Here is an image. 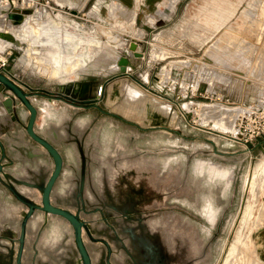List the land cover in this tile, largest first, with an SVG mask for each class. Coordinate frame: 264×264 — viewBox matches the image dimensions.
Masks as SVG:
<instances>
[{"label": "flooded vegetation", "instance_id": "af4514ba", "mask_svg": "<svg viewBox=\"0 0 264 264\" xmlns=\"http://www.w3.org/2000/svg\"><path fill=\"white\" fill-rule=\"evenodd\" d=\"M94 77L95 74L90 75L91 80ZM91 86L90 83L88 89L78 90L79 95L92 94ZM29 101L33 105L31 99ZM20 110L27 124L31 113L23 106ZM104 116L95 114L92 108L79 109L74 117L73 132L67 130L65 117L55 127L45 130L66 141L63 153L55 149L63 164L65 156L66 167L73 171L65 193L58 195L57 200L49 194V205L81 224L80 240L90 264H215V244L237 202L235 176L243 166L241 158L235 160L204 148H148L147 141L155 136L154 133L137 129L115 116ZM102 119H105L104 124L112 122L119 129L105 137L100 125ZM41 126L39 115L35 114L33 130L46 140L40 134ZM170 135L175 136V132ZM109 140L113 144L111 152L108 151L101 166L98 160L105 141ZM170 141L174 143L177 139ZM117 143L118 151L114 148ZM82 156L86 158L84 166ZM111 157L118 158L122 164L109 163ZM216 163L234 165L231 181L210 171L209 165ZM15 165L7 160L1 168L14 172ZM80 183L81 195L78 192ZM16 188L18 194H13L0 183V264H14L13 247L20 239H13L8 230L6 212L12 206L23 207V213L33 207L30 219H40L37 239L23 242L24 247L31 244L33 250L37 247L36 257L40 264H82L72 224L61 216L41 213L35 202L21 197L24 193L38 196L31 180ZM25 249L20 259L32 261L30 257L34 252L26 254ZM108 251L111 252L109 258Z\"/></svg>", "mask_w": 264, "mask_h": 264}, {"label": "rangeland", "instance_id": "374dc122", "mask_svg": "<svg viewBox=\"0 0 264 264\" xmlns=\"http://www.w3.org/2000/svg\"><path fill=\"white\" fill-rule=\"evenodd\" d=\"M45 1H49L53 8L47 21L33 20L39 18V10L33 9L36 10L33 17L15 14L14 24H8L7 33L24 42L16 47L1 43L12 48L7 72H11L15 79L31 87L54 89L77 81L84 75L99 71L108 74L106 68L113 59L111 56H114L111 46L116 45L101 35L98 28L104 27L118 37L117 41L123 43L121 46L125 45V38L128 41H141L142 45L137 51L143 55V69L147 71V77L155 76L160 81L162 76H167V84L159 82L163 91L170 90L173 95L186 92L181 100V109L186 111L187 119L197 122L201 129H211L234 138L239 135L236 133L238 125L242 129L250 125V122L239 121V116L264 112V19L255 20L257 23L249 21L245 24L246 28L237 31L235 35H224L228 25L238 22L241 6L235 11L231 8L227 20L208 28L198 24V18L192 19L187 25L182 24L187 6L194 1L200 5L203 0H154L151 3L148 0ZM19 15L21 20H17ZM47 24L50 25L45 27ZM45 28L54 29V32L45 33ZM0 29L4 28L0 26ZM72 33L83 40L72 47L75 56H81L86 61V66L80 69L67 66L66 74L59 72V77H53L54 68L49 53L55 49L50 44H58L63 40L69 47L67 40L76 39L71 36ZM75 56L74 60L78 61ZM188 72L189 81H185L182 74L184 76ZM187 84H193V89ZM204 105H210L211 112L215 108L216 117L212 119L209 116L210 119H205L207 123L199 121V111ZM226 109L232 113H227ZM215 118L222 120L233 131L225 132L220 125L218 127ZM246 146L251 152L235 176L237 202L215 244V264H231V259L264 264V175H261L260 170V164L264 163V135L253 138ZM215 166L210 164L213 174L227 177V181H231L234 165L216 163ZM250 197L255 203V209L248 222L241 226ZM240 235L242 239L235 242ZM234 244L237 251L232 258L231 248Z\"/></svg>", "mask_w": 264, "mask_h": 264}, {"label": "water", "instance_id": "95a60500", "mask_svg": "<svg viewBox=\"0 0 264 264\" xmlns=\"http://www.w3.org/2000/svg\"><path fill=\"white\" fill-rule=\"evenodd\" d=\"M13 14L18 13H8L7 18L11 20ZM21 14L25 15L27 12ZM0 38L14 41L13 35L9 33H0ZM125 40L128 41L126 38ZM139 45L140 42L135 39H131L123 46L112 45L111 52L114 56H111L113 59L106 68L109 75L99 71L95 73L92 80L90 75H84L83 78L75 82L57 86L55 93L44 88L31 87L17 81L8 72H0V183L6 185L11 193L18 194L16 186L31 180L36 187L38 196L33 197L31 194L23 192L24 195L21 197L35 202L37 204L36 209L41 213L61 216L72 224L82 264H90L91 261L80 240L79 227L81 224L66 212L51 207L48 202L49 194L57 200L58 195L61 196L65 193L68 189L67 180L73 175V171L68 166L66 167L67 159L65 156L63 157L65 163L63 164L62 157L55 149V147L59 148L63 153L66 141L54 136L51 131H48L50 135L45 131L48 130L49 126L58 125L62 117L66 118L67 130L73 132L74 117L79 109L88 110L92 108L95 114H102L103 118H105L104 115L115 116L137 129L149 130L154 133L155 136L147 141L148 148L179 146L182 148L211 149L228 158H241L242 163H246L251 152L248 146L235 141L232 137L211 129L206 131L191 124L187 117L182 114L180 95L174 97L172 93L163 91L156 82H154V86L161 94H153L145 84L146 76L137 79L130 75L128 73V69L131 68L130 59L143 57L137 51ZM100 80L103 81L104 96L95 99V91ZM90 83L92 84L90 87L92 94L88 96L79 95L78 92L88 89ZM20 87L26 91L21 90ZM29 99L33 105L30 104ZM50 102L60 104V109H53L49 105ZM22 106L31 113V119L27 124L24 113L20 110ZM35 114L39 115V121L42 125L39 129L40 134L44 135L47 141L36 135L33 130ZM104 120L102 119L100 122L104 124ZM21 128L23 131L20 130ZM117 129H119L118 126L113 127L112 122H107L101 130L107 132L105 133L106 137ZM172 131L175 132V136L170 135ZM172 138L177 139V142H171L170 139ZM192 139L196 141L194 142ZM112 145V141H105L101 158L98 160L101 166H103L108 151L111 152ZM114 148L119 150L118 143ZM114 155L116 156L117 153ZM84 159L86 158L83 157L81 161L82 166L85 165ZM7 160L9 164L13 162L16 164L14 172L11 170L6 172L1 168L2 163ZM109 161H112L109 162L112 164H122L121 160L116 157H111ZM43 184H45L44 189ZM78 186V192L81 195V183ZM40 190H42V201L39 197ZM32 211L33 207L23 213V207L12 206L6 212L9 219L8 230L12 233V238H20L17 239L18 243L14 244L13 247L15 252L14 264H40L36 257L37 251L35 249L37 247L33 250V244L28 247L27 245L26 247L23 246L24 240L34 242L40 230V219L36 217L30 219ZM52 228L54 229L53 226ZM54 231L51 232L54 234ZM23 249L26 250V254L31 253V251L34 252V255L30 257L32 261L20 259ZM110 253L108 251V258Z\"/></svg>", "mask_w": 264, "mask_h": 264}, {"label": "bare ground", "instance_id": "6f19581e", "mask_svg": "<svg viewBox=\"0 0 264 264\" xmlns=\"http://www.w3.org/2000/svg\"><path fill=\"white\" fill-rule=\"evenodd\" d=\"M123 1L124 2H130L131 0H123ZM153 1L154 0H148V2H150V3ZM240 6L242 7V11L240 12L238 22L235 21V22H233V24L228 25V27H226V31H225L224 35H230V36L235 35V34H237V31L240 32L243 30V28H246L245 24H247L249 21L253 22L255 20H263L264 19V0H203V1H200V5L199 4L197 5V3L195 4V1H194V3H191L187 6L186 12L184 14V18L182 19V24H186V23L189 24V23H191L192 19L198 18L197 19L198 24L204 25L205 27L209 28L211 26L218 25L219 23L223 22L224 19L227 20L228 17L231 15V8H234V11H235ZM14 16H15V14H13V17ZM145 17H147V15H145ZM19 18H20V15H19L17 20H21ZM26 18H24V19H26ZM18 22L19 21H17V23H16L17 25H18ZM9 23L14 24V19L12 18ZM255 23H257V21H255ZM49 25L50 24H47L45 27H47ZM98 29H99V32L101 33V35L107 37L109 39V41L114 42L112 44H115L116 46L123 44V43H119L117 41L118 37L115 36L112 31L107 30L104 27H99ZM19 30H21V29H19ZM44 31H45V33H49V32L53 33L54 29L48 30L47 28H45ZM71 36L75 37L76 39L74 41L72 39L67 40V42L70 44L69 47H67L64 44L63 40L60 41V43H58V44H55V43L50 44V45H53V48L55 49L54 52L49 53V56H50L51 61H52L51 64H52V67L54 68V72H53L54 76L52 75L53 77H59V75H58L59 72H61L62 74H66L65 69L67 68V66H71L72 69H80L81 67L86 66V61L81 56L80 57L78 55L75 56V54L73 53L74 47H72V45L75 44L76 42L83 41V40H82V38H79L78 35H76L75 33H72ZM0 43H5V44H8L9 46L16 47L17 45L21 46V44H23L24 42H23V39L18 40L17 37H14V41H7V40H3V39L1 40L0 39ZM74 56H75V59H78V61L74 60ZM87 57H88V60L91 61V57L88 56V54H87ZM76 75H78V74H76ZM160 81L159 82L162 85H165L168 83L169 79H167V76L166 77L162 76L160 78ZM201 107L202 108H200V111H199V116H200L199 121L200 122L204 123V121H205V123H207V121L205 119H207V120L210 119V118H208L209 116H212L211 117L212 119H214L213 116L216 117L215 113H214L215 108H212L213 110L211 112V109L209 110V108H211L210 105H207V106L204 105ZM226 111H227V113H232V111H230L229 109H226ZM218 112H219V109L217 110V113ZM227 118H229V116H227ZM216 121H217L216 125L217 126L220 125L221 128H224L225 132L226 131H233V129L227 127L228 125L226 126V124L224 122H221L222 120H219V118H217ZM214 124H215V122H214ZM220 126H218V127H220ZM236 133L239 134L237 127H236ZM260 163H261V161L258 164H260ZM260 166L259 167H260V170L262 173L261 175H264V163H261ZM218 174H220V173H218ZM259 174H258V176H259ZM254 195H255V193H254ZM256 195L258 196V194H256ZM254 209H255V203L252 202V197H250V199L247 203V207H246V211L244 214L243 221L241 222V226L245 225L248 222V220L252 217V215H253L252 213H253ZM241 229L242 228L240 227V230ZM241 239H242L241 235H240V237L237 236L235 242H238ZM232 247L233 248H231V251H232L231 257L234 258L236 256L237 250L235 249V244ZM230 253H228V255ZM229 263H231V264H259V261H233V259H231V261Z\"/></svg>", "mask_w": 264, "mask_h": 264}, {"label": "built area", "instance_id": "2783aa9c", "mask_svg": "<svg viewBox=\"0 0 264 264\" xmlns=\"http://www.w3.org/2000/svg\"><path fill=\"white\" fill-rule=\"evenodd\" d=\"M33 9L39 10L38 19L40 20L33 19V18L32 19L36 20L37 22H44V21H47L48 16L51 15L50 11H52L53 8L50 6L49 1H45V0H0V26L4 28V29H0V33H7V30H9L8 24L10 20L7 18L8 13L20 14L23 12H27V14L25 15H29L33 17V14L36 11ZM11 53H12L11 47H7L0 43V72H3V71L7 72L8 61H9V58L11 57ZM157 81L159 82V79H157ZM188 88L189 87H187L186 90H188ZM186 90H184V92ZM103 93H104L103 82H101L96 88L94 98L100 99ZM185 94L186 92L183 94H180L181 99L184 98ZM181 107H182V103H180V108ZM185 112L186 111H182V114L184 117H186ZM239 117L241 118V120L239 121H241L242 123L250 122V125L249 127L244 126L243 129H242V126H239V125L237 126L239 135L233 138L235 141L243 145H247L248 143H250V141L253 138H258L264 135V112L263 111H258L257 113H253V114L250 113V114H246L244 116H239ZM189 121L194 126L201 128L199 125L195 123L194 120H189Z\"/></svg>", "mask_w": 264, "mask_h": 264}, {"label": "crops", "instance_id": "0c3cea01", "mask_svg": "<svg viewBox=\"0 0 264 264\" xmlns=\"http://www.w3.org/2000/svg\"><path fill=\"white\" fill-rule=\"evenodd\" d=\"M137 41H139V40H137ZM128 42L129 41H126L125 43H128ZM139 42H140V45L138 47V50H139L140 46L142 45L141 41H139ZM143 60H144L143 58H141V59H134V58L130 59L131 68L128 69V73L130 75H132L133 77L137 78V79H141L142 77H145L146 76L145 77V80H146L145 84L147 85V87H149L151 89V93H153V94H156V93L161 94V92H159L158 89L155 88V86H154V82H156L159 85V82L157 81L158 77H155V76L154 77H147V75L145 74L147 71L143 69ZM8 73L10 74L11 72L8 71ZM10 75H12V74H10ZM110 75H112V74H110ZM179 75L180 74H178L177 80L179 78ZM188 76H190L189 75V72L187 73V75L184 74V76L182 74V79H185V81H189V77ZM101 82H102V80L99 81V84ZM180 83H183V82L180 81ZM175 84H177V83H175ZM187 85L189 87H192L193 88V84H187ZM42 88H44V89H52V88H47V87H42ZM54 89H57V88H54ZM168 92L171 93L170 90ZM177 95H179V94H177ZM173 96L175 97L176 95H173ZM180 103H181V101H180ZM49 105L53 109H60V107H61L60 104H56L54 102H50ZM100 125H101L102 128L105 126V124H100ZM112 125H113V127L116 126V124H114V123H112ZM103 133L105 135V133H107V132L106 131H103Z\"/></svg>", "mask_w": 264, "mask_h": 264}]
</instances>
